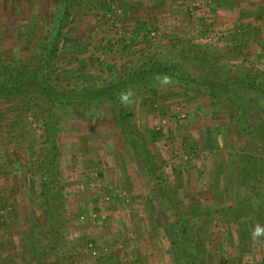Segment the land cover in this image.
<instances>
[{
    "label": "rangeland",
    "instance_id": "1",
    "mask_svg": "<svg viewBox=\"0 0 264 264\" xmlns=\"http://www.w3.org/2000/svg\"><path fill=\"white\" fill-rule=\"evenodd\" d=\"M77 1L55 67L61 90L108 86L151 59L183 61L200 81L264 86V0ZM57 2L0 0V82L37 69L31 55ZM234 95L247 103L240 126L230 96L167 76L132 86L129 116L111 99L63 113L38 93L0 96V264H264L253 223L224 221L214 200L239 154L264 177V97ZM180 216L191 218L189 259L175 243Z\"/></svg>",
    "mask_w": 264,
    "mask_h": 264
},
{
    "label": "trees",
    "instance_id": "2",
    "mask_svg": "<svg viewBox=\"0 0 264 264\" xmlns=\"http://www.w3.org/2000/svg\"><path fill=\"white\" fill-rule=\"evenodd\" d=\"M57 1L56 11L51 14L52 24L50 29L38 38L31 55V59H33L34 62L37 61V66L35 67L37 69L33 72L24 74L19 79L0 82L1 97L14 98L25 95L26 93H38L41 98L51 103L52 110L63 113L70 110L71 106L75 104L83 106L111 99L119 104L124 114L129 116L128 111L123 109V100L128 92L132 90V86L167 76L187 82L192 86L204 88L207 96L211 99L230 96L234 106L238 108L236 109L234 120L235 124L239 126L241 119L245 118L247 103L239 99L238 96H235L234 92H252L258 96L264 97V86L252 80L249 76L245 75L240 78L228 79L221 83L209 80L200 81L188 72L181 73L180 70L185 62L179 61L175 66H164L158 59H151L145 66L127 70L115 80V82L108 86L82 83L79 87L74 85L61 90L55 82V67L60 58V46L64 41L66 28L72 17L71 7L74 4H79V2L77 0ZM103 3L105 6L108 4L106 0L103 1ZM50 119H52V121L50 120V126L51 129L53 128L52 131H54L60 121L58 119L56 120L55 114L51 115ZM241 128L239 127L240 132L237 133L236 137L241 136ZM53 134L54 132H52V135ZM238 157H240L241 160L238 158L233 159V168L229 171L226 169L227 178H225L224 182V185L227 184V186H229L227 189L235 185V187L238 188V192L236 194H230L227 192L226 187L223 186L220 187V191L215 193L214 200L219 204L220 217L222 219L224 218L227 222L231 221L240 228H245L246 223H253V226H255L257 230L256 240L264 247V177L257 172L259 169L256 163L252 161L253 158L246 156L245 161H243L244 156L239 154ZM57 161L58 153L55 144H53L51 156L47 163L48 167L41 176L44 192H47V190L51 188V176L56 169ZM238 161H242V163H237ZM158 184L168 194L169 201H172L173 194H171L165 182L160 180ZM240 189L243 190L242 193ZM245 190L251 195H247ZM187 216H180L177 220L179 226L176 225V228H181V232L183 233L180 239L181 242L176 239L175 243L182 249L184 256L189 259V253L191 251L193 253V248L190 246L189 241L184 238V236L188 234V228H191L187 224L191 218H187ZM250 220L255 222H251ZM248 232L247 229L240 232V243L244 244V246H247L246 242L249 239Z\"/></svg>",
    "mask_w": 264,
    "mask_h": 264
}]
</instances>
